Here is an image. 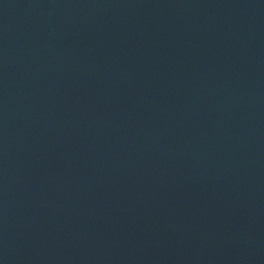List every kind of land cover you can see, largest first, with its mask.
<instances>
[{
  "label": "water",
  "instance_id": "1",
  "mask_svg": "<svg viewBox=\"0 0 264 264\" xmlns=\"http://www.w3.org/2000/svg\"><path fill=\"white\" fill-rule=\"evenodd\" d=\"M0 264H264V0H0Z\"/></svg>",
  "mask_w": 264,
  "mask_h": 264
}]
</instances>
